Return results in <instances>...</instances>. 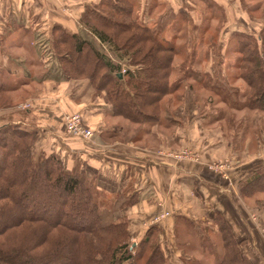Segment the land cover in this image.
I'll use <instances>...</instances> for the list:
<instances>
[{"label":"crops","instance_id":"0c3cea01","mask_svg":"<svg viewBox=\"0 0 264 264\" xmlns=\"http://www.w3.org/2000/svg\"><path fill=\"white\" fill-rule=\"evenodd\" d=\"M100 1L0 0V96L27 90L31 93L21 102L10 97L9 102L14 104L9 107L0 103V119L20 122L10 119L24 113L20 118L26 117L37 128L47 152L56 154L69 172L87 177L92 188L106 196L124 203L134 201L124 211L131 230L158 227L159 231H168L171 264H218L225 250L222 221L230 229L245 264H264V208L258 206L259 202L264 206V193L245 197L239 189V181L264 166V157L259 158L252 151L256 150V141L251 147L249 140L242 144L244 141L238 140L240 133L231 142L225 141L222 134L213 139L211 131L201 124L211 122L207 116L184 121L162 117L154 126L143 125L137 134L132 133L131 140L105 94L97 92L89 81L62 77L56 57L51 62L45 53L43 42L51 47L55 25L102 51L105 47L99 38L81 22L85 9ZM138 2L141 17L150 24H156L157 19L152 15L149 18L145 12L161 9L152 10L154 2L171 7L172 14L183 13L187 3ZM188 21L194 22L191 17ZM26 104L30 107L17 110ZM75 113H81L85 125L94 132L91 141L65 133L64 116ZM161 129L169 132V138L159 132ZM146 137L160 139V144L139 146ZM252 140H257L256 136ZM184 147L194 152L195 158L178 161L157 152L158 148L173 151ZM216 160L229 162L226 175L210 169ZM164 212H169V217L156 222L155 217ZM203 237L208 238L206 246Z\"/></svg>","mask_w":264,"mask_h":264},{"label":"trees","instance_id":"16d2710c","mask_svg":"<svg viewBox=\"0 0 264 264\" xmlns=\"http://www.w3.org/2000/svg\"><path fill=\"white\" fill-rule=\"evenodd\" d=\"M158 7L165 9L155 2L151 6ZM139 8L138 0H101L81 17L116 58L127 57L128 66L138 68L136 74L120 79L119 67L60 25L52 29L51 47L62 77L89 81L105 94L115 116L147 125L161 121L162 100L182 85L171 82L177 46L166 41L157 23L143 19ZM261 38L237 40L236 68L248 85L243 103L235 106L240 111L264 113ZM22 114L10 119L19 124L0 130V264H169L154 238L158 227L150 228L132 248L127 218L116 219L112 211L101 209L88 178L69 172L56 154L48 153L44 137L26 117L20 118ZM239 182L242 196L264 193V166ZM220 229L225 250L218 264H245L223 221ZM207 240L203 237L205 246Z\"/></svg>","mask_w":264,"mask_h":264},{"label":"rangeland","instance_id":"374dc122","mask_svg":"<svg viewBox=\"0 0 264 264\" xmlns=\"http://www.w3.org/2000/svg\"><path fill=\"white\" fill-rule=\"evenodd\" d=\"M186 1L183 13L172 14V11L169 10L171 7H165L166 11H164L165 9H158L154 13L145 12L149 18L154 16L157 19V24L166 41H172L178 48V54L174 61L175 71L171 82L173 85L181 84L182 87L162 100V117L163 119H170V116H172L184 121L185 119L190 120L194 116L195 119L207 116V120L211 122L203 121L201 124L203 128L211 131L213 139L216 137L220 138L223 135L224 138H227L225 141L231 142L239 137L240 133L241 136L238 140L244 141L242 144H247L245 141L249 140L248 146L251 147L256 141V150L252 151H255L259 158H262L264 157V113L247 109L240 111L235 106L243 103L244 94L248 90L247 83L240 78V72L236 68L238 62L236 49L239 46L237 40L244 36L253 39L262 36L263 39L259 40V45L264 49V0ZM258 5L261 7L254 10ZM187 15L188 18H186ZM190 17L195 23L188 21ZM147 23H150V21L147 20ZM100 42L105 48H102L104 51L101 49V53L98 52L105 60L107 59V62L119 67L120 72H122L124 67L129 69L128 61H126L127 57L122 56L120 60L113 53L115 57L113 56L114 58L111 60L112 56L108 52L110 45L103 43L101 40ZM43 45L48 50L47 52L52 54L49 57L50 61H56L49 43L43 42ZM137 69L132 67V70H134L132 73L136 74ZM29 94L31 93L28 90L15 95L4 94L0 96V103L9 107L14 104L9 102L10 97L13 96L16 98L15 100H20L19 102H21ZM22 106L30 107L28 104L19 105L17 110H24ZM233 107L236 109H233ZM217 117L218 119L221 118L219 119L220 121L217 120ZM119 118L126 125L125 133L129 134V136L131 135L129 138L132 140L134 138L132 133L137 134L143 125L133 124L122 117ZM63 120L65 124V119ZM154 124H149V127L154 126ZM159 132L169 138V132L163 131V129L159 130ZM254 136H256L257 140H252ZM68 137L72 136L68 135ZM163 139L161 138V140ZM159 140L146 137L138 144L149 148L160 144ZM187 151L191 152L186 147L173 151H167L164 148L157 149V152L162 156L164 154L172 158L176 154ZM246 151H249V149ZM191 153L194 154V152ZM190 158L193 159L195 156H190ZM219 164L228 165L229 162L216 160L211 163L210 169L213 171V166ZM63 166L65 167V164ZM87 184L90 186L89 179ZM92 190L97 196L96 201L101 209L112 211L116 219L124 217L127 201L124 203L122 199L116 198V200L114 197L106 196L104 192H100L95 188ZM258 204V206L262 205L260 202ZM169 215V212H164L155 217V220L156 222L165 220ZM126 221L128 220L126 219ZM129 228L132 235L130 242L131 244L133 243L132 248H135L138 241L142 239L147 231H133L130 225ZM155 231L154 238L162 245L169 258L168 263L171 264L169 233L166 230L159 231L156 229ZM187 263L183 262V264ZM178 264H182V262L180 261Z\"/></svg>","mask_w":264,"mask_h":264},{"label":"built area","instance_id":"2783aa9c","mask_svg":"<svg viewBox=\"0 0 264 264\" xmlns=\"http://www.w3.org/2000/svg\"><path fill=\"white\" fill-rule=\"evenodd\" d=\"M43 48L46 50V48L43 45ZM48 50H46V54L50 56H52V54L50 52H47ZM109 53L112 54V51L110 52V50H108ZM111 56V55H110ZM113 56L112 59L113 60ZM129 69L127 68H123L122 72H120L122 75H125L126 73H131L134 71L132 70V67L128 66ZM136 70V69H135ZM22 109H27L28 106H22ZM65 125H66V133L69 136H72L74 138H78V139H85V140H92L94 137V133L87 128V126L84 123V118L80 113H75V114H69L65 116ZM193 153L187 151V152H181L179 154L174 155V158L177 160H186L187 158H190V156H192ZM226 168H227V164H219V165H215L213 166V171L217 172V173H222L223 175H226Z\"/></svg>","mask_w":264,"mask_h":264},{"label":"water","instance_id":"95a60500","mask_svg":"<svg viewBox=\"0 0 264 264\" xmlns=\"http://www.w3.org/2000/svg\"><path fill=\"white\" fill-rule=\"evenodd\" d=\"M119 78L122 79L123 75L122 74H118ZM15 124H19V122H11L9 120H1L0 119V130L9 127L11 125H15Z\"/></svg>","mask_w":264,"mask_h":264}]
</instances>
